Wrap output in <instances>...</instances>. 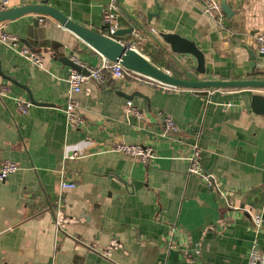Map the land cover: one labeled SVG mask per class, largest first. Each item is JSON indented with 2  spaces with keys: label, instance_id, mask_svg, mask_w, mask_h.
<instances>
[{
  "label": "crops",
  "instance_id": "obj_1",
  "mask_svg": "<svg viewBox=\"0 0 264 264\" xmlns=\"http://www.w3.org/2000/svg\"><path fill=\"white\" fill-rule=\"evenodd\" d=\"M8 1V7L46 2L106 32L110 0ZM117 2L120 28L132 27L133 16L147 31L136 28L133 41L131 34L120 39L171 74L184 73L171 54H158L152 32L195 41L206 60V72L193 71L195 79H264L255 42L264 30V0H226L234 15L225 13L223 28L202 0ZM40 17L3 24L44 57L42 65L0 40V88L7 89L0 94V158L20 166L0 181V264H247L255 242L264 253V222L252 221L255 214L264 218V113L251 104L264 89L201 94L138 76L107 85L90 81L74 93L84 118L71 126L64 107L72 57L99 65L103 56ZM17 99L32 103L27 112ZM127 100L139 115L127 112ZM166 116L178 132L164 135ZM118 143L151 146L156 157L144 163L115 150ZM194 145L212 186L189 172L186 156ZM74 151L82 155L66 159ZM62 168L76 184L64 194Z\"/></svg>",
  "mask_w": 264,
  "mask_h": 264
},
{
  "label": "water",
  "instance_id": "obj_2",
  "mask_svg": "<svg viewBox=\"0 0 264 264\" xmlns=\"http://www.w3.org/2000/svg\"><path fill=\"white\" fill-rule=\"evenodd\" d=\"M222 10L229 16L234 15L232 8L226 3V0H221ZM160 11L162 7L157 6ZM156 14L148 13V21ZM28 14L40 16H48L59 23L64 29L73 33L77 38L83 41L86 45L96 50L104 58L111 61H119L126 69L136 72L145 77L151 78L160 83L182 87L187 89L205 90L201 94H208L207 90L214 88H254L264 89V79L248 78L238 80H212V79H195L193 71L205 73V55L204 52L197 46L195 41L182 37L178 33L173 32H152L158 35L156 45L166 54H171L175 62L184 73L182 76L171 74L166 69L161 68L144 56L132 44L122 41L120 38L125 35L132 34L136 28L145 30L143 23L136 17L131 16L134 23L130 28H119L112 35L99 32L97 30L86 27L75 22L68 15L64 14L56 7L43 2L37 4H24L18 7H0V23L12 21ZM43 18V19H44ZM176 55L180 58H176ZM252 67L254 74L256 72V56L254 52H250ZM185 64H184V63ZM76 66L72 64V67ZM251 104L256 112L264 113V92L256 93L252 96Z\"/></svg>",
  "mask_w": 264,
  "mask_h": 264
},
{
  "label": "built area",
  "instance_id": "obj_3",
  "mask_svg": "<svg viewBox=\"0 0 264 264\" xmlns=\"http://www.w3.org/2000/svg\"><path fill=\"white\" fill-rule=\"evenodd\" d=\"M202 1L205 13L209 17L214 19L220 28H223L225 25V12L222 10L221 0ZM8 5V0H0V7L7 8ZM118 7L119 6L117 0H110L108 5L104 7L102 23L106 31L105 34L107 35L114 34L115 31L120 28ZM134 34H131L133 36L131 38V41H133L134 37L139 36V34L137 33L135 35ZM0 40L10 45L17 53L27 58L28 60L33 61L39 65H42L44 63V57L41 54L37 53L32 48L22 44L21 38L17 34L7 31L3 23H0ZM255 42L258 46L260 54L264 55V30L255 34ZM72 63L76 66L71 68L67 79V101L64 107L68 123L71 126H78L83 123L84 117L82 112L80 111L79 103L74 97V93L79 91L86 83L92 81L99 85H107L113 81L124 80L126 76H138L153 80L151 78L126 69L119 61H111L104 57L103 61L99 65L87 64L79 60L77 57H72ZM158 83L166 88H176L174 86H169L160 82ZM6 90V88H0V94H4ZM17 101L20 104V108L23 112H27V110L32 105V103L28 100L17 99ZM125 108L128 113L138 114V111L136 110L132 100H127ZM179 130L180 128L176 121L171 116H166L164 119V135H167L169 133H176ZM114 148L117 151H121L128 155L137 157L144 163H148L156 157L154 148L148 145L118 143ZM81 155L82 153L80 151H74L72 154L67 155L66 159H76ZM201 156L202 155L200 147L198 145H194L192 147L191 153L186 156V159L189 163V172L205 178L208 184L212 186L213 184L211 176L205 173L202 167ZM19 169L20 166L16 162L2 160L0 158V181H4ZM58 183L61 194H64L67 189H71L76 186V184L66 176L64 168L60 170ZM252 221L254 225L260 227L264 222V218L262 214L259 213L252 216ZM247 264H264V253L261 251L257 242H255L251 248Z\"/></svg>",
  "mask_w": 264,
  "mask_h": 264
},
{
  "label": "trees",
  "instance_id": "obj_4",
  "mask_svg": "<svg viewBox=\"0 0 264 264\" xmlns=\"http://www.w3.org/2000/svg\"><path fill=\"white\" fill-rule=\"evenodd\" d=\"M158 50V54L159 55H162V56H165V52H163L160 48L157 47V45L155 46ZM156 59V58H155ZM154 60V59H153Z\"/></svg>",
  "mask_w": 264,
  "mask_h": 264
}]
</instances>
